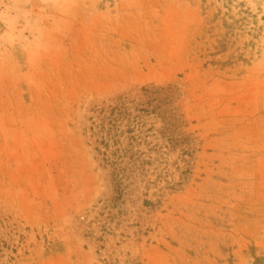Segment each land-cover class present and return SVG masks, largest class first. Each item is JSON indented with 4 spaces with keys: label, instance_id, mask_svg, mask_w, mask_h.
<instances>
[{
    "label": "rangeland",
    "instance_id": "obj_1",
    "mask_svg": "<svg viewBox=\"0 0 264 264\" xmlns=\"http://www.w3.org/2000/svg\"><path fill=\"white\" fill-rule=\"evenodd\" d=\"M153 92L114 205L91 121ZM0 264H264V0H0Z\"/></svg>",
    "mask_w": 264,
    "mask_h": 264
},
{
    "label": "trees",
    "instance_id": "obj_2",
    "mask_svg": "<svg viewBox=\"0 0 264 264\" xmlns=\"http://www.w3.org/2000/svg\"><path fill=\"white\" fill-rule=\"evenodd\" d=\"M173 87L168 86L167 91ZM163 90V89H161ZM146 93V91H144ZM143 105H134L126 98L120 97L114 105L99 111L96 122L91 121V137L95 139L94 151L103 164L110 168L113 198L111 203H119L129 186L128 179L148 164L145 154L140 150L149 145L148 140L154 137V125H148L149 118L159 117V101L150 99ZM150 160V159H149ZM146 184H149L146 181Z\"/></svg>",
    "mask_w": 264,
    "mask_h": 264
}]
</instances>
